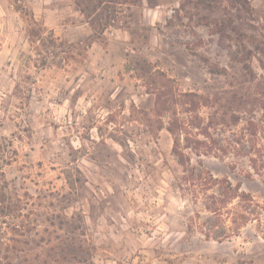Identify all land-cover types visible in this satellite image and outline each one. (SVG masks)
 Wrapping results in <instances>:
<instances>
[{"label":"rangeland","instance_id":"rangeland-1","mask_svg":"<svg viewBox=\"0 0 264 264\" xmlns=\"http://www.w3.org/2000/svg\"><path fill=\"white\" fill-rule=\"evenodd\" d=\"M263 95L264 0H0V264H264Z\"/></svg>","mask_w":264,"mask_h":264},{"label":"trees","instance_id":"trees-1","mask_svg":"<svg viewBox=\"0 0 264 264\" xmlns=\"http://www.w3.org/2000/svg\"><path fill=\"white\" fill-rule=\"evenodd\" d=\"M247 52H249V50H245L244 51V53H247ZM178 94H179L178 97H180V99L177 100V103L181 104L184 107L185 106H189L190 107L188 109L189 113L190 112H195V110L198 108V106L202 102L201 96L196 94V93L188 92V93H178ZM261 100H264V97H262L261 99H258L257 103L259 105L261 104L262 105L261 108L264 109V103H261L260 102ZM158 102H159V100H157V104H158ZM161 105H162L161 108H163V109H165L167 107L164 102H161ZM174 111L175 112L173 113L172 118L169 120L168 125H167L166 128L170 132V134H171V136L173 138V150L175 152H177L178 151L177 150V146L179 144L180 136H181L182 132H187L189 129L196 128L200 124H199V122L197 120V118H198L197 116H190L189 120L186 121L184 119H181L177 115L176 110H174Z\"/></svg>","mask_w":264,"mask_h":264}]
</instances>
